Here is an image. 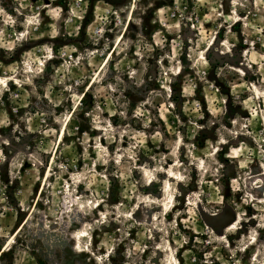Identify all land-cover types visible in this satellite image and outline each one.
<instances>
[{"label":"rangeland","instance_id":"1","mask_svg":"<svg viewBox=\"0 0 264 264\" xmlns=\"http://www.w3.org/2000/svg\"><path fill=\"white\" fill-rule=\"evenodd\" d=\"M0 264H264V0H0Z\"/></svg>","mask_w":264,"mask_h":264},{"label":"bare ground","instance_id":"2","mask_svg":"<svg viewBox=\"0 0 264 264\" xmlns=\"http://www.w3.org/2000/svg\"><path fill=\"white\" fill-rule=\"evenodd\" d=\"M2 79L0 78V81H1Z\"/></svg>","mask_w":264,"mask_h":264}]
</instances>
